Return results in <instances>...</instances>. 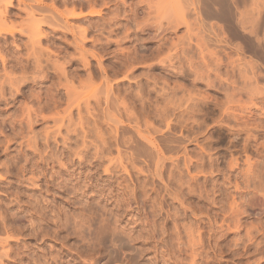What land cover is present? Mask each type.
<instances>
[{
  "label": "rangeland",
  "instance_id": "rangeland-1",
  "mask_svg": "<svg viewBox=\"0 0 264 264\" xmlns=\"http://www.w3.org/2000/svg\"><path fill=\"white\" fill-rule=\"evenodd\" d=\"M33 1L45 10L24 7ZM11 2L0 18V264H264V197L257 180L245 189L237 174L246 157L264 159V129L252 140L233 138L226 129L234 123L228 113L253 104L254 118L264 126V18L256 16L261 0H236L229 32L213 21V38L228 41L222 49L203 45L196 21L187 20L178 0ZM240 12H246L241 19L258 22L256 52L231 32L250 34L237 22ZM254 64L263 76L257 86L248 72ZM206 76L227 79L229 86L217 91L205 80L192 82ZM105 78L125 123L160 134L166 131L161 120H171L173 135L195 140L186 145L188 161L180 158L176 170L170 168V188L196 216L169 198L158 205L161 184L140 172L141 163L126 165L129 173L117 164L104 172L107 156L111 165L126 156L106 144L113 139L103 124ZM165 98L175 105L164 109ZM201 98L207 103L192 107ZM222 104L236 110L221 116ZM97 152L106 158L96 160ZM232 159L239 170L229 169ZM222 221L229 230L224 223L219 228ZM107 227L130 241L117 235L121 245L115 249L107 235L101 245L97 236Z\"/></svg>",
  "mask_w": 264,
  "mask_h": 264
},
{
  "label": "bare ground",
  "instance_id": "bare-ground-1",
  "mask_svg": "<svg viewBox=\"0 0 264 264\" xmlns=\"http://www.w3.org/2000/svg\"><path fill=\"white\" fill-rule=\"evenodd\" d=\"M12 0H0V18H2L5 14H7L8 12H6V11H8V10H6L7 8H8V6L7 5H10L11 6V4H12V2H11ZM29 1V0H28ZM179 1V3L180 4H183V6L185 7L184 9L185 10H187V11H185L186 12V15L188 16V14L191 16H186L185 15V17H187V20H188V18H191L192 19V17L194 18V21H196V22H193L194 23V27H196V29H197V35H199L198 36V38H199V40L201 41V42H203V45H204V43L206 44V45H208V46H210L211 47V43H214L217 47H218V49L220 48V49H222L224 46H226L227 44H228V41H227V38H226V36H223V37H221L220 39H216V38H213V36L214 35H216L215 34V32H214V28H213V25H212V23H213V21H216L217 23H220V25H222L221 27H222V29H223V31H225V32H229V30H228V28L231 26V20H232V17H233V15H234V12L232 11V7H236V4L238 3V2H236V0H182L183 2H181L180 0H178ZM23 3V0H17V3ZM34 3H36V5L34 4V5H31V4H24V7L25 8H27V9H30V11L32 10V12L35 10L36 12L37 11H42L43 10V8L44 7H41V5H40V3H38V1L37 2H35V1H33ZM186 3V4H185ZM240 4V3H239ZM243 4H245V3H243ZM251 4H253V3H251ZM177 5H178V3H177ZM187 6V8H186V6ZM256 5V4H255ZM259 5V4H258ZM261 6L259 7L260 9H258V8H256V13H257V17H259L258 19H262V18H264V0H261V4H260ZM170 7V6H169ZM169 7H168V9H169ZM243 9H244V7H242ZM34 9V10H33ZM182 9V8H181ZM45 10V9H44ZM43 10V11H44ZM170 10H171V8H170ZM189 11V12H188ZM6 12V13H5ZM255 12V11H254ZM5 13V14H4ZM170 13V12H169ZM188 13V14H187ZM246 13V12H245ZM245 13H243V12H240V13H238V19H237V22L239 23V25L242 27V29H244V30H246V29H249V35H247V34H245V35H240L237 31H232L231 30V32H232V34H233V36H236V37H238V36H243L247 41L246 42H248L251 46H253L252 48L254 49V52H256V50L257 49H255L256 47H254L255 46V44H258V42H259V40L261 39H258V29H257V24H258V22L257 21H254V19L253 18H251V20L249 19L248 21L247 20H244L245 18H243V19H241L242 17V15L241 14H245ZM255 13V14H256ZM4 14V15H3ZM51 15V14H50ZM53 15V14H52ZM237 15V14H236ZM253 15V14H252ZM235 16V15H234ZM255 16V15H254ZM254 16H252V17H254ZM45 17V16H44ZM51 17V16H50ZM49 16H48V19L50 18ZM54 17V16H53ZM53 17H52V19H53ZM244 17V16H243ZM236 18V17H235ZM41 19H42V17H41ZM51 19V18H50ZM51 19V20H52ZM43 20V19H42ZM46 20H47V18H46ZM255 20H257V18H255ZM48 21V20H47ZM47 21H45V18H44V20H43V22H47ZM189 21V20H188ZM264 21V20H263ZM40 22H41V20H40ZM48 22H50V20L48 21ZM184 23L187 25V22L186 21H184ZM192 23V22H191ZM193 23H192V25H193ZM184 24V25H185ZM188 25H190V24H188ZM191 26V25H190ZM221 27H220V30H221ZM64 28H66L67 30H72L71 29V26L70 25H67V23L65 24V27ZM73 28V27H72ZM189 29V28H188ZM250 35H252V37L250 38L249 36ZM220 37V36H219ZM218 37V38H219ZM263 38H264V36H263ZM262 38V39H263ZM257 42V43H256ZM78 45L80 46H82V44L81 43H78ZM206 45H205V47H206ZM213 45V44H212ZM258 46H259V44H258ZM215 47V46H214ZM216 48V47H215ZM99 62V61H98ZM260 66H258V64H254V65H252L251 67H250V71H248V72H250V80H252V82L255 84V86H257V84L259 83V82H262V77L263 76H261L260 74H258V68H259ZM261 69L263 70V75H264V69L261 67ZM194 79V78H193ZM198 81V80H201V81H204L205 82V84H206V86L207 87H210V88H214V89H216L217 88V91H219L220 89H221V91H223V89H224V87L227 85V86H229V84L228 83H226L227 82V79H223V78H221L220 76H215L213 79H211L210 80V78L208 77V76H206V77H204V79H202V78H195L192 82H194V81ZM104 82H103V90H104V108H103V113H104V116H105V123H103V124H105V126L107 127V130H109L108 131V134H110L109 136H111V138L113 139V144L111 145V143H106V142H104V141H107V140H103V142L101 141V143H102V145L104 144V143H106V144H109L108 146H109V148L112 146V147H115L116 149H114L118 154L117 155H120V153H124L126 156H125V159L124 160H126V164H125V166H124V160H123V157L121 158V156L118 158V160H116V161H114V164H112L111 165V161H113V159L111 158V156L110 157H108L107 156V159H106V161L108 160V166H105V168H103V170H104V172H108V173H110L112 170L110 169V168H113V165H115V164H117L116 166H120V168H122L121 170L122 171H124V172H127V173H129L128 171H127V166H129L130 164L132 165L133 163L135 164V163H141L142 165H143V167L144 168H142V169H140V167H139V170H140V172L141 171H146V172H148L147 173V175H150V178H152L151 179V181H152V184L154 183V182H156L155 180H157V181H159V182H156V183H160L161 184V190L158 188V190L159 191H162V193L161 192H159V193H161V194H157L159 197H157V195H156V202H157V204L158 205H161V204H164L165 202H167V201H165L164 199L166 198H169L171 201H173V202H175V203H177L178 204V206L181 208V209H183V212H189L192 216H196V214H195V212L191 209V207L190 208H187V207H184V205H186V204H183V202H182V200H183V197H182V195H181V199H179L178 198V194H177V190L175 191V190H173L172 188H170L171 187V181H172V179L171 178H173L172 177V175H171V177H170V174H171V170H170V168H172V166L174 165V163H176V161H179V159L180 158H183L185 161L184 162H187L188 161V159H187V157L189 158V155H188V152H187V144L188 143H191L192 144V141H195V140H192V141H189L188 139L187 140H185V138H183L182 136H176V135H173V133H172V129H173V127H174V125H173V127H172V125H171V120H165V119H163V120H161V124H162V122H164L165 123V126H166V131L165 132H163V133H160L159 134V131H161L160 129L159 130H157V129H155V130H152V131H149V130H141V128H140V126L136 123V124H130V122H128L127 120V122L128 123H125L123 120H122V118H121V114H119V109L116 107V104H117V98H116V96H114V94H113V91H112V88H111V85L109 84V81H107L106 80V78H105V80H103ZM216 85H218V87H216ZM102 87V86H101ZM226 88H228V87H226ZM167 94H169V93H164V96H167ZM193 99L192 98H189V100L188 101H192ZM203 100V98H201V99H197L196 100V102L195 103H193V106L192 107H198L200 104H206L207 102H205V101H202ZM204 100H206V99H204ZM165 103H164V109H166V107L167 106H170L171 104L172 105H175L173 102H171V99H167V98H165L164 100H163ZM175 102V101H174ZM170 104V105H169ZM180 105V104H179ZM176 107V106H175ZM189 107H190V105H189ZM192 107H190V108H192ZM224 107H226L225 109H224ZM250 107H257L256 106V104H253L252 106H249L248 108H247V110H245L246 108H244L243 106H241V110H239V111H241V112H243L244 113V111H247L248 113V115L247 114H243V113H238V114H230V113H228L227 111H229V112H231V113H234V110H236V109H233V110H231V108H228L227 106H224V104H222L221 105V107H220V115L221 116H224V117H226L227 118V116H225V114H229L230 115V118H232L233 117V121H234V123L233 124H231L230 123V121H229V123H228V125L226 126V129H228L227 131H229L230 132V135L233 137V138H235V137H237V136H239V135H241V134H243L244 136H246L247 137V139H245V140H248V139H250V140H252V139H254L255 137H257L258 135H260V131L262 130V129H264V126L261 124V121H259V122H257L256 121V118H254V117H256L257 115H256V111H253L252 112V108H250ZM168 108V107H167ZM188 108V107H187ZM261 111H263V110H261ZM227 112V113H226ZM34 113V112H33ZM35 114V116H36V113H34ZM180 114V113H179ZM177 115L175 118H178V116H181L182 114H180V115ZM243 114V115H242ZM38 115V114H37ZM263 116H264V114H262ZM30 116V115H29ZM28 116V117H29ZM32 116V115H31ZM39 116V115H38ZM37 116V117H38ZM42 116V115H41ZM36 117V119H38ZM67 117V116H66ZM223 117V118H224ZM44 118V117H43ZM30 119V118H29ZM32 119H33V117H32ZM71 119V118H70ZM245 119V120H244ZM44 120V119H43ZM129 120V119H128ZM222 120V119H221ZM232 120V119H231ZM27 121V120H26ZM32 121V120H31ZM131 121V120H130ZM36 122V121H35ZM160 122V121H159ZM224 122V121H223ZM30 123V121L28 120V124ZM163 123V124H164ZM27 124V125H28ZM71 124V123H70ZM73 124V123H72ZM218 124H220V123H218ZM64 125V124H63ZM28 126H30V125H28ZM79 126V125H78ZM83 126V125H82ZM220 126H222L221 124H220ZM224 126V125H223ZM147 127V126H146ZM145 127V128H146ZM225 127V126H224ZM223 127V128H224ZM79 128V127H78ZM144 128V127H143ZM142 128V129H143ZM148 128V127H147ZM146 128V129H147ZM156 128V127H155ZM58 130V129H57ZM68 130V129H67ZM81 130V129H80ZM96 131V130H95ZM99 131V130H98ZM60 132V131H59ZM85 133V132H84ZM99 133V132H98ZM101 133V132H100ZM82 134H83V132H82ZM87 134V133H86ZM104 134V133H103ZM102 134V135H103ZM156 134H159V135H156ZM69 135V134H68ZM67 135V136H68ZM200 135V134H199ZM100 136V138L102 139V136L101 135H99ZM104 136V135H103ZM108 136V137H109ZM97 137V136H96ZM106 137V136H105ZM107 137V138H108ZM195 137V136H194ZM32 139H31V141H33L34 139H33V137H31ZM35 138V137H34ZM85 138V137H84ZM98 138V137H97ZM104 138V137H103ZM64 139V138H63ZM76 139H77V137H76ZM86 139V138H85ZM36 140V139H35ZM48 140V137L46 138V140L45 141H47ZM67 140V139H66ZM100 140V139H99ZM256 140V139H255ZM27 141V140H26ZM29 141V140H28ZM27 141V142H28ZM71 141V140H70ZM197 141V140H196ZM36 142V141H35ZM48 142V141H47ZM78 142V141H77ZM83 142V141H82ZM88 142V141H87ZM93 142V141H92ZM97 142V141H96ZM108 142V141H107ZM33 143L34 142H32V145H33ZM46 143V142H45ZM45 143H44V145H45ZM84 143H85V145L87 144L85 141H84ZM84 143H82V144H84ZM38 143H36V145H37ZM90 144V143H89ZM81 145V144H80ZM84 145V147H86V146H88V145H86L85 146ZM95 145V144H94ZM101 145V146H102ZM105 145V144H104ZM114 145V146H113ZM26 146V145H25ZM29 146V145H28ZM31 146V145H30ZM29 146V147H30ZM45 146H47V144L45 145ZM97 146V145H96ZM107 145H105V147H106ZM48 147V146H47ZM102 147H104V146H102ZM31 148L33 149V150H36L37 151V147L35 148V143H34V145L33 146H31ZM32 149H30V150H32ZM76 149V148H75ZM88 149H90V148H88ZM106 149H107V147H106ZM105 149V152L107 151L108 152V149L106 150ZM42 150V149H41ZM40 150V151H41ZM44 150V149H43ZM65 150V149H64ZM101 150H102V148H101ZM104 150V149H103ZM102 150V151H103ZM123 150V151H122ZM67 151H68V149H67ZM96 151V150H95ZM99 151H100V149H99ZM69 152V151H68ZM77 152V151H76ZM87 152V151H86ZM34 153H36L35 151H34ZM38 153H41V152H39V150H38ZM78 154H80L81 152L80 151H78L77 152ZM76 153V154H77ZM84 153V152H83ZM88 153V152H87ZM97 153H101V152H97ZM96 153V154H97ZM199 153V152H198ZM66 154V153H65ZM75 154V153H74ZM102 154V153H101ZM107 154H110V150H109V153H107ZM106 154V155H107ZM51 155H53V154H51ZM56 155V154H55ZM54 155V156H55ZM63 155V154H62ZM70 155V154H69ZM71 155H72V153H71ZM87 156V154H84L83 156ZM93 155V154H92ZM116 155V156H117ZM201 155V154H200ZM199 155V156H200ZM48 156V155H47ZM65 156V155H64ZM77 156V155H76ZM85 156V157H86ZM96 156V157H95ZM94 157L96 158V160H97V158L98 159H105L104 157H103V154L102 155H100L99 156V154H98V156L97 155H95ZM124 156V155H123ZM40 157V156H39ZM50 157H52V156H50ZM73 157H75V155H73ZM81 156L79 155L78 156V158H80ZM93 157V156H92ZM91 157V158H92ZM118 157V156H117ZM201 157V156H200ZM264 157V156H263ZM63 158V157H62ZM61 158V159H62ZM65 158V157H64ZM70 158V157H69ZM75 158H77V157H75ZM83 158V157H82ZM110 158L112 159V160H110ZM53 159V158H52ZM56 159V158H55ZM60 159V158H59ZM58 159V160H59ZM84 159V158H83ZM117 159V158H116ZM201 159H202V157H201ZM51 160V159H50ZM70 160V159H69ZM69 160H68V162H69ZM80 160V159H79ZM180 160H182V159H180ZM187 160V161H186ZM189 160H191V159H189ZM45 161V160H44ZM49 161V160H48ZM67 161V160H66ZM65 161V162H66ZM71 161V160H70ZM100 161V160H99ZM197 161H200V159H198ZM57 162V161H56ZM59 162V161H58ZM63 163V165H65L66 163ZM90 162V161H89ZM98 162V161H97ZM116 162V163H115ZM243 162H245V163H243ZM242 163L245 165V169L244 170H241V171H239V173H237V174H239L240 176H241V178H242V180H243V184H244V188L245 189H247V186H246V184L247 183H251V182H254L255 180H257V182H258V184H259V188H258V190H257V192H259V193H261L262 194V196L264 197V159H262L260 162H257V163H255V162H252L251 161V159L249 158V157H246V159H245V161H243ZM60 163V162H59ZM58 163V165H61L62 166V162L59 164ZM100 163H101V161H100ZM99 162H98V164H100ZM103 163V162H102ZM72 164H73V162H72ZM94 164V163H93ZM98 164H96V166L98 165ZM138 164H136V165H138ZM140 164V165H141ZM169 164V168H167L166 166ZM188 164H190L189 162H188ZM187 164V165H188ZM196 164H198V163H196ZM79 165H81V163L79 164ZM90 165V164H89ZM127 165V166H126ZM136 165H132L133 167H135ZM176 165V166H175ZM174 165V167H173V169H175V167L177 168V165L178 164H175ZM200 165V164H199ZM199 165H196V166H199ZM66 166V165H65ZM98 166H100V165H98ZM97 166V167H98ZM192 166V165H191ZM201 166V165H200ZM239 166H240V163L238 162V159H235V160H233L232 159V161H230V163L228 164V167H229V169L230 170H233V169H238L239 168ZM242 166V165H241ZM95 167V166H94ZM130 167V166H129ZM138 167V166H137ZM194 167V166H193ZM189 168V167H188ZM256 168H258L257 170L258 171H256L255 169ZM90 169V168H89ZM95 169H97V168H95ZM165 169H168V170H166V173H164L165 172ZM242 169V168H241ZM94 170V169H93ZM111 170V171H110ZM176 170V169H175ZM178 170V169H177ZM239 170V169H238ZM74 171V170H73ZM143 171V172H144ZM201 171V170H200ZM199 172V171H198ZM73 173V172H72ZM201 173V172H200ZM179 174V173H178ZM165 175V176H164ZM193 177V176H192ZM176 178V177H175ZM179 178V177H178ZM32 179H34V178H32ZM207 179V178H206ZM173 180H175V179H173ZM34 181V180H33ZM176 181V180H175ZM235 181V180H234ZM242 182V181H241ZM155 183V184H156ZM178 184V183H177ZM176 184V186H178ZM231 184V183H230ZM229 184V185H230ZM234 184V188H235V190H240V186H239V184H241V183H239V182H235V183H233ZM144 185V184H143ZM170 185V186H169ZM156 186V185H155ZM258 186V185H257ZM157 187H159V184H158V186ZM233 187V186H232ZM180 188V187H179ZM256 188V187H255ZM254 188V189H255ZM177 189V188H176ZM179 190V189H178ZM179 193V192H178ZM231 193V192H230ZM181 194V193H180ZM236 194V193H235ZM239 194L237 193V196H238ZM180 197V196H179ZM232 197H234V196H232ZM242 197V196H241ZM236 198V197H235ZM158 200H159V202H158ZM234 201L231 203L230 202V204L229 205H235V199H233ZM163 201H165L164 203H162ZM185 201V200H184ZM177 204H176V206H177ZM165 205V204H164ZM173 205H175V204H173ZM163 206V205H162ZM177 206V207H178ZM160 207V206H159ZM158 207V208H159ZM165 207V206H164ZM164 207H160L159 209L160 210H162L161 208H163V209H165ZM173 208H175V207H173ZM162 211H164V210H162ZM165 211H167V210H165ZM167 218V217H166ZM223 223H224V225H225V222H223L222 221V224L220 225V229H222L223 227H224V225H223ZM237 224H239L238 222H236V224L235 225H233L234 226V228H236V229H239V226L240 225H237ZM226 226V231L227 230H229L230 229V227H229V225L228 224H226L225 225ZM114 227H116V226H114ZM112 228V227H110V229H109V227H107V228H105V230H103L102 231V233L99 235L98 234V241H99V243L101 244V243H103L104 241V238L106 237L107 238V235L108 236H110V237H112V239L111 238H109L108 237V239L110 240H108L109 241V243L111 242V244H112V247L114 248L115 247V249H116V246L117 245H121V244H116L115 243V241H118V240H116V238L117 237H120L121 236V233L118 235L117 233H119V231L118 232H116V230H115V228ZM117 229V228H116ZM118 230V229H117ZM100 233V232H99ZM122 233H124V232H122ZM118 235V236H117ZM122 235H124V234H122ZM126 235V234H125ZM129 235V234H128ZM117 236V237H116ZM116 237V238H115ZM128 237H130V235L128 236ZM128 237H122L121 236V239L122 238H126V240H127V238ZM106 240V239H105ZM123 240V239H122ZM122 240L120 241L121 243H122ZM4 242H7V241H5V240H3ZM2 241V243H4ZM103 241V242H102ZM128 242L130 241V239H128L127 240ZM124 242H126V241H124ZM123 242V243H124ZM5 244V243H4ZM7 244H9V243H7ZM104 244V243H103ZM103 244H101V245H103ZM98 245H95V247H97ZM99 247H102V246H99ZM111 247V246H110ZM111 247V248H112ZM103 248H104V246H103ZM103 248H101V251H102V249ZM118 248V247H117ZM99 249V248H98ZM97 249V250H98ZM100 250V249H99ZM5 253H7V252H5ZM101 253V252H100ZM111 262V261H110ZM109 262V263H110Z\"/></svg>",
  "mask_w": 264,
  "mask_h": 264
}]
</instances>
